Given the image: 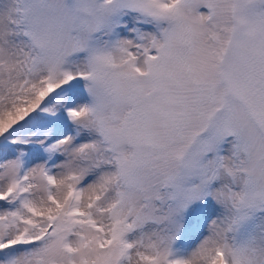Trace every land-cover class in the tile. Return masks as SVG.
<instances>
[{"label":"snow or ice","instance_id":"snow-or-ice-1","mask_svg":"<svg viewBox=\"0 0 264 264\" xmlns=\"http://www.w3.org/2000/svg\"><path fill=\"white\" fill-rule=\"evenodd\" d=\"M0 264H264V0H0Z\"/></svg>","mask_w":264,"mask_h":264}]
</instances>
